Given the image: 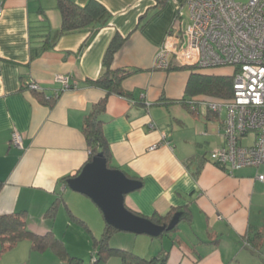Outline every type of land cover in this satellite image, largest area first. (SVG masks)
Listing matches in <instances>:
<instances>
[{
	"label": "crops",
	"instance_id": "obj_1",
	"mask_svg": "<svg viewBox=\"0 0 264 264\" xmlns=\"http://www.w3.org/2000/svg\"><path fill=\"white\" fill-rule=\"evenodd\" d=\"M71 1L83 6L89 0ZM96 1L110 15L107 24L60 35L52 45L61 26L57 0H0V215L24 213L28 230L52 232L66 248L61 233L73 226L81 247L73 254L67 248L69 254L84 259L74 253L92 251V238L99 239L104 229L103 216L62 179L75 177L87 162L84 118L105 97L89 81L104 73L105 51L118 33L126 39L111 70L135 72L120 84L124 95L107 97L99 118L110 168L141 184L125 196L124 205L145 218L178 214L180 208L190 219L159 237L118 232L110 245L146 260L165 253V264H244L248 256L264 261V181L257 179L264 176V164L232 173L212 164L209 154L223 144L224 114L207 118L200 107L191 112L184 104L191 100L185 94L189 70L154 67L186 0H167L163 7L161 0ZM170 66L178 67L174 61ZM56 75L69 77L76 87L59 91ZM32 82L46 98L59 92L56 101L41 103L24 87ZM13 130L21 135V149L10 145ZM55 203L51 219L46 215ZM70 215L84 221L89 233L76 229ZM255 232L262 235L258 252L243 246ZM6 254L17 264H63L51 252L31 251L27 241ZM105 264L120 261L112 257Z\"/></svg>",
	"mask_w": 264,
	"mask_h": 264
},
{
	"label": "built area",
	"instance_id": "obj_2",
	"mask_svg": "<svg viewBox=\"0 0 264 264\" xmlns=\"http://www.w3.org/2000/svg\"><path fill=\"white\" fill-rule=\"evenodd\" d=\"M171 61L178 66L209 71L231 68V98L197 96L190 98L187 105L191 112L200 107L205 115L224 114L223 144L209 154V160L217 168L232 173L263 165L264 0H249L246 4L236 0H186L176 11L154 67L166 70ZM54 82L59 91L76 87L64 75H56ZM29 87L41 90L36 83ZM10 145L22 148V138L16 130L11 133ZM153 149L155 145L149 148ZM257 179L263 182L264 176Z\"/></svg>",
	"mask_w": 264,
	"mask_h": 264
},
{
	"label": "trees",
	"instance_id": "obj_3",
	"mask_svg": "<svg viewBox=\"0 0 264 264\" xmlns=\"http://www.w3.org/2000/svg\"><path fill=\"white\" fill-rule=\"evenodd\" d=\"M166 2L167 0H161L158 4L160 7H163ZM56 7L60 14L61 26L57 35H54L52 45L55 43L56 38L63 34H69L76 31H81L83 29L96 31L97 29L104 27L110 18L109 13L96 0H89L83 6H78L71 0H57ZM125 39L126 38L121 37L118 33L113 36L103 57L104 73L97 80L89 81L91 86L101 88L103 91H105V97L93 105L89 114L84 118L82 132L89 153L86 164L91 162L95 155L101 153L107 160V167L110 168V154L108 151L107 142L102 133V122L100 121L99 117L105 111L107 97L112 94L124 95L120 84L125 78L135 72L124 69L118 71L111 70L113 57L121 48ZM170 67L171 66H169L166 70L187 69L190 71V76L185 89V94L188 97L191 96V98H193L197 96H204L223 100L229 99L232 96L231 76L214 74L202 75L197 73L195 68L188 66ZM30 85L31 83L25 85V89L31 91L33 95L43 104L51 106L59 95L58 92L56 97L53 95L50 98H46L43 93V89L33 90L29 87ZM187 102L188 101H185L184 104L187 105ZM211 116H215V114H207V118H210ZM82 168L75 174V177L80 173ZM68 178H70V176L63 178L62 181L66 183V181L69 180ZM139 189H141V184L137 190ZM59 200H61V198L57 199L56 202ZM56 204L57 203L53 204V206L49 209L46 215L47 217L51 219L55 217ZM178 210V223L182 219L187 221L190 219L188 212L181 211L180 208ZM175 215H177L176 211L174 212V210H171L165 216L154 214L148 219L156 225L168 226ZM70 220L81 226L86 233H89L88 226L84 221H81L72 215H70ZM177 224L171 231L176 230ZM116 233H118V230L105 223L104 229L99 239L92 238V251L90 254V260L86 261L82 258L70 255L63 241L56 238L52 232L39 235L28 230L24 213L2 214L0 215V254L13 249L21 241H29L31 251L37 253H43L46 251L51 252L63 264H105L112 257H118L120 264H165V253H159V255L153 259L146 260L141 256L134 254L132 251L111 246L110 239ZM164 234L166 233H162L160 236ZM261 240V233L255 232L253 233V236L248 237V240L244 238L243 246L252 248L254 252H258L261 245Z\"/></svg>",
	"mask_w": 264,
	"mask_h": 264
},
{
	"label": "water",
	"instance_id": "obj_4",
	"mask_svg": "<svg viewBox=\"0 0 264 264\" xmlns=\"http://www.w3.org/2000/svg\"><path fill=\"white\" fill-rule=\"evenodd\" d=\"M65 186L89 198L100 210L104 222L118 232L159 237L170 232L179 221L177 214L168 226L156 225L148 218L129 211L124 198L136 191L140 183L117 169L108 168L101 153L95 155L76 177L67 180Z\"/></svg>",
	"mask_w": 264,
	"mask_h": 264
},
{
	"label": "rangeland",
	"instance_id": "obj_5",
	"mask_svg": "<svg viewBox=\"0 0 264 264\" xmlns=\"http://www.w3.org/2000/svg\"><path fill=\"white\" fill-rule=\"evenodd\" d=\"M248 1L249 0H236V2H240V3H243V4H246ZM183 13H184V17H185V15H186V10L185 9H183ZM185 24L186 23L184 21L183 25H185ZM186 70L187 69H185V71ZM211 70H214V69H211ZM230 70H231V68H229V69L228 68H217V69H215V71H220L223 74V76H230V74H231V71ZM173 71H175V70H173ZM195 71L197 73H200V74L203 75L204 73L208 72L209 70L208 69H203V70H201V69H195ZM72 227L73 226H69V227H65L64 226L65 229H63L62 230L63 233H61V236L63 237L64 242H65V244H66V246L69 249V252L71 254H73L71 252V250L72 251H74V250L80 251V247H81V241H80V237L81 236H80V232H77L78 230H74L75 228H72ZM78 227L76 229H82L81 226L79 228ZM79 231H81V230H79ZM84 235H86V237H88L89 239H91L90 236H89V234H86L85 233ZM117 235H123L124 236V235H128V234L121 233V234H117ZM27 242H29V241H27ZM79 242H80V246H79ZM72 246H73V248H72ZM3 254H4V256H3ZM3 254H0V264H17V262H15V259L13 257H11V256H8V254H6V252H4ZM90 254H91V251H89V253L87 255H85V251L82 254L81 253H74V255H77L79 257L80 256H83V258L86 261L90 260ZM74 257H76V256H74ZM248 257H247V260H245V263L244 264H264V261L263 260H260V258H256V257L255 258L254 257H249L248 258ZM241 264H242V262H241Z\"/></svg>",
	"mask_w": 264,
	"mask_h": 264
}]
</instances>
